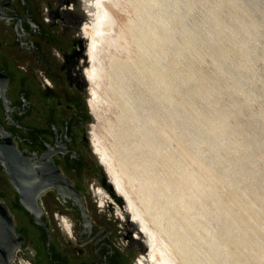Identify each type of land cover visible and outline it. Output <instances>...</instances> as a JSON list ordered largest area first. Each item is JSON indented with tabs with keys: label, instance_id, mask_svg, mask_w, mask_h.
<instances>
[{
	"label": "rangeland",
	"instance_id": "1",
	"mask_svg": "<svg viewBox=\"0 0 264 264\" xmlns=\"http://www.w3.org/2000/svg\"><path fill=\"white\" fill-rule=\"evenodd\" d=\"M167 1L111 0L107 3L110 5H106V7L115 20L114 28L116 32L122 34L121 41L119 40L116 48H111L110 51L105 50L99 57L102 60H99L101 65L103 64V76H101L100 81L102 82H100L98 90L100 97L98 111L96 115H93L92 132L94 130L93 133L99 140V147L103 148L111 157L112 166L124 179L122 182L125 190L127 189L126 192L128 191L129 199H132L143 210L148 209L150 212L158 211L159 206L165 208L166 205L168 214L175 217L176 223L185 232L183 236L187 246L191 247L192 239L190 238H195L201 243V249L205 253L208 246H218V249L222 247V250L220 249L222 255L227 256L226 258L232 264H263L264 0H230V2L226 0H204V2L203 0H199L200 2L185 0L187 3L185 6L180 4L181 0ZM173 1H175L174 3L178 1L179 4L178 2L174 4ZM201 3L202 5H200ZM167 14H171L174 19L168 20L169 25L166 23V37L161 23L166 21ZM211 18L215 19L218 25L214 29H211L210 26ZM152 19L153 21L157 19L158 22L153 23ZM146 23L151 24L152 29L155 28L153 29L154 36L148 35L146 32L144 27ZM194 24L196 25L194 26ZM182 25L188 33L180 35L177 31ZM85 27L91 29L90 25ZM192 31L196 33L194 34ZM206 37L209 38V41ZM146 45L150 47L149 51L145 49ZM107 51L110 53L108 54ZM218 57L220 58L218 59ZM217 63H220L219 66ZM198 85L202 87H198ZM212 90L214 91L212 92ZM199 92L200 94H198ZM187 102L188 104H186ZM168 109L169 113L166 115ZM169 114L172 116L171 118ZM161 117L164 119L161 120ZM221 118H225L224 123ZM215 120L216 122H214ZM179 122L182 123L179 124ZM200 123L202 124L200 125ZM255 123L257 124L255 125ZM203 125L207 129H204ZM208 129L211 133L208 132ZM208 135H215L218 141H222L218 150L211 149L212 145L206 141ZM249 152L250 155H248ZM241 153L244 155L241 161L244 170L241 168L237 174L232 163L239 155L241 156ZM191 156L196 161H193ZM251 171L256 177L251 175ZM223 175H229L230 178L225 180L222 178ZM255 178L258 180L256 181ZM232 180H235L236 183ZM216 185L219 187L217 188ZM243 193L244 196H242ZM168 194L173 196L175 201L171 205L167 203L169 202L166 197ZM217 196L218 198H216ZM201 206L203 209L199 211ZM244 210L245 212H243ZM226 211L229 213L227 214ZM222 212L226 213H224L225 218L231 215V218L235 217V220L233 219V234L224 233ZM164 216L162 217V213L157 215L165 233H171L173 235L171 237L177 238L174 230H168L167 218ZM132 218L134 219V217ZM204 219L208 221L205 222ZM262 220L263 222H260ZM235 235L240 238H235ZM245 239L248 241L244 243ZM258 248L261 249V252L256 250ZM175 254L180 262V253L176 252Z\"/></svg>",
	"mask_w": 264,
	"mask_h": 264
},
{
	"label": "water",
	"instance_id": "2",
	"mask_svg": "<svg viewBox=\"0 0 264 264\" xmlns=\"http://www.w3.org/2000/svg\"><path fill=\"white\" fill-rule=\"evenodd\" d=\"M88 1L0 0V264L17 256L31 264H134L147 250L129 220V197L83 139L82 125L93 120L74 33Z\"/></svg>",
	"mask_w": 264,
	"mask_h": 264
},
{
	"label": "bare ground",
	"instance_id": "3",
	"mask_svg": "<svg viewBox=\"0 0 264 264\" xmlns=\"http://www.w3.org/2000/svg\"><path fill=\"white\" fill-rule=\"evenodd\" d=\"M111 0H95V11H96V21H95V24H93V26L91 27V29H88V28H84L85 29V31H87L86 33H88L89 34V55H90V59H91V67H90V71H89V73H88V78H89V82H90V86H91V94H92V98H91V100H90V102H89V104H90V109H91V112H92V114L93 115H96L97 114V111H98V105H99V100H100V97H99V95H98V90H99V87H100V82H102V81H100L102 78H101V76H103L102 75V73H103V67H102V65H101V63H100V61L99 60H101V58L99 59V57H100V55H101V53H103L105 50H109V49H111V48H113L114 49V47L118 44V42H119V40H120V37H121V34H120V32H116V29L114 28V26H115V20H114V18H113V16H112V14L110 13V11L107 9V7H106V5H108L107 3H109ZM165 1H167V0H165ZM169 1V0H168ZM167 1V2H168ZM187 1V0H186ZM197 1H199V0H197ZM226 1H229L230 2V0H226ZM238 1V0H237ZM155 2V1H154ZM166 2V3H167ZM175 1H173V3H174ZM178 1H176V3H177ZM196 2V1H195ZM200 2V1H199ZM203 2H204V0H203ZM228 2V3H229ZM236 2V1H235ZM257 2V1H256ZM165 3V4H166ZM170 3V2H169ZM172 3V2H171ZM176 3H174V4H176ZM193 3V2H192ZM192 3H191V5H192ZM223 3H224V1H223ZM237 3V2H236ZM114 4V3H113ZM112 4V5H113ZM173 4V5H174ZM178 4H179V2H178ZM180 4H183V6H185V5H187V3L185 2V0H181V3ZM217 4H218V1H217ZM220 4V3H219ZM250 4V3H249ZM258 4V3H257ZM110 5V4H109ZM108 5V6H109ZM200 5H202V3L200 4ZM222 5V4H221ZM229 5V4H228ZM232 5H235V4H233L232 3ZM238 5V4H237ZM248 5V4H247ZM181 6V5H180ZM195 6V5H194ZM224 6V5H223ZM229 6H231V5H229ZM196 7V6H195ZM220 7V6H219ZM248 7H249V5H248ZM164 8V7H163ZM176 8V7H175ZM177 8H178V6H177ZM193 8V7H192ZM213 8V7H212ZM235 8V7H234ZM257 8V7H256ZM166 9V8H165ZM172 9V8H171ZM173 9H174V7H173ZM181 9V8H180ZM217 9V8H216ZM220 9V8H219ZM229 9V8H228ZM231 9V8H230ZM251 9V8H250ZM210 10H212V9H210ZM210 10H209V12H210ZM215 10V9H214ZM221 10V9H220ZM95 11H94V14H95ZM172 11V10H171ZM175 11V10H174ZM179 11H181V10H179ZM179 11H177V12H179ZM192 11V10H191ZM147 12V11H146ZM163 13V12H162ZM161 13V14H162ZM176 13V12H175ZM190 13V12H189ZM207 13H208V11H207ZM214 13V12H213ZM219 13V12H218ZM174 14V13H173ZM220 14V13H219ZM168 16L167 17H165V20L166 21H164L163 23H161V25H162V30H163V32H164V35H166V37H167V27H166V23L169 25V22H168V20H171V19H174L173 18V16H171V14H167ZM181 15V14H180ZM189 15H191V14H189ZM174 16H175V14H174ZM216 16V15H215ZM146 17H149L148 15H146ZM158 17H159V14H158ZM179 17V16H178ZM264 17V16H263ZM189 18V17H188ZM208 18V17H207ZM216 18H217V16H216ZM158 19V18H157ZM157 19H154V21H153V19H152V21H153V23H157L158 21H157ZM178 19V18H177ZM181 20V19H180ZM210 20V19H209ZM149 21V20H148ZM219 21V20H218ZM159 22H160V20H159ZM171 23H174V22H171ZM179 23H180V21H179ZM158 24H160V23H158ZM222 24H223V22H222ZM189 25V24H188ZM196 24H194V26H195ZM200 25V24H199ZM210 26H211V29H214L215 27H217L218 25L216 24V21H215V19H213V18H211V21H210ZM144 27H145V29H146V32L148 33V35H152V36H154L153 35V29H155V28H153L152 29V27H151V24H145L144 25ZM165 27H166V29H165ZM222 27V26H221ZM171 28V27H170ZM191 28V27H190ZM193 28V27H192ZM115 29V30H114ZM189 29V28H188ZM201 29H203V28H201ZM175 30V29H174ZM173 30V31H174ZM187 29H185V27H183V25L178 29V31L177 32H179L178 34H184L185 32H187L186 31ZM192 30H197V29H192ZM230 30V29H229ZM191 31V30H190ZM195 31H192V32H194V34L196 33ZM230 32V31H229ZM188 33V32H187ZM216 33V32H215ZM214 33V34H215ZM177 34V35H178ZM186 34V33H185ZM206 34H208V33H206ZM205 34V35H206ZM188 35V34H187ZM192 35V34H191ZM190 35V36H191ZM199 35V34H198ZM203 35V34H202ZM209 35V34H208ZM211 36V35H210ZM180 37V36H179ZM216 37V36H215ZM123 38V37H122ZM185 38V37H184ZM207 38V40L209 39L208 37H206ZM237 38V37H236ZM235 38V39H236ZM169 39V38H168ZM217 39V38H216ZM186 40H188V39H186ZM211 40V39H210ZM121 41V40H120ZM173 41V40H172ZM176 41V40H175ZM209 41V40H208ZM217 41H218V39H217ZM232 42H235V41H232ZM237 42V41H236ZM172 43V42H171ZM194 44V43H193ZM192 46V45H191ZM190 46V47H191ZM202 46V45H201ZM183 47V46H182ZM186 47V46H185ZM193 47V46H192ZM196 47H197V44H196ZM116 48V47H115ZM120 48V47H119ZM189 48V47H188ZM187 48V49H188ZM201 48V47H200ZM147 51H149L150 50V47L148 46V45H146V48H145ZM181 49V48H180ZM207 49V48H206ZM211 49V48H210ZM209 49V50H210ZM232 49H234V48H232ZM112 50V49H111ZM110 51V50H109ZM181 51H182V49H181ZM192 51H194V50H192ZM212 51V50H211ZM225 51V50H224ZM108 52V51H107ZM208 52V51H207ZM214 52H215V50H214ZM220 52V51H219ZM227 52V51H226ZM110 52H108V54H109ZM175 53V52H174ZM225 53V52H224ZM240 53V52H239ZM105 54H107L106 52H105ZM186 54V53H185ZM217 54V53H216ZM223 54V53H222ZM236 54H238V53H236ZM145 55V54H144ZM179 55V54H178ZM224 55V54H223ZM226 55V54H225ZM157 56V55H156ZM230 56V55H229ZM159 57V56H158ZM211 57H212V54H211ZM227 57V56H226ZM157 58V57H156ZM156 58H154V59H156ZM161 58V57H160ZM220 57H218V59H219ZM223 58H224V56H223ZM222 58V59H223ZM102 59H103V57H102ZM221 60V59H220ZM102 61V60H101ZM222 61H224V60H222ZM221 61V62H222ZM215 62V61H214ZM218 62V61H217ZM220 62V63H221ZM219 63V64H220ZM216 64V63H215ZM218 64V63H217ZM219 64L217 65V66H219ZM221 64H223V63H221ZM144 67V66H143ZM156 67V66H155ZM169 68V67H168ZM141 70H142V68H140ZM217 70V69H216ZM139 71V70H138ZM158 71V70H157ZM170 71V70H169ZM141 72V71H140ZM145 72V71H144ZM169 73V72H168ZM167 73V74H168ZM217 73H218V71H217ZM220 73V72H219ZM172 74H173V72H172ZM172 77H173V75H172ZM193 77V76H192ZM229 77V76H228ZM174 78H175V76H174ZM188 79H190L189 77H188ZM195 79V78H194ZM222 79V78H221ZM229 81V80H228ZM168 82V81H167ZM174 82V81H173ZM179 82V81H178ZM187 82V81H186ZM200 82V81H199ZM219 82V81H218ZM217 82V83H218ZM177 83V82H176ZM184 83V82H183ZM168 84V83H167ZM166 84V85H167ZM202 84V83H201ZM219 84V83H218ZM220 84H221V82H220ZM172 85H174L173 83H172ZM177 85V84H176ZM224 85V84H223ZM158 87V86H157ZM170 87V86H169ZM168 87V88H169ZM177 87V86H176ZM179 87V86H178ZM184 87H185V85H184ZM198 87H202V86H199L198 85ZM197 87V88H198ZM240 87V86H239ZM238 87V88H239ZM242 87V86H241ZM181 88V87H180ZM243 88V87H242ZM174 89V88H173ZM184 89V88H183ZM182 89V90H183ZM214 89V88H213ZM222 89V88H221ZM176 90V89H175ZM174 90V91H175ZM181 90V89H180ZM185 90V89H184ZM187 90V89H186ZM197 90V89H196ZM214 90H216V89H214ZM214 90H212V92L214 91ZM163 91V90H162ZM162 91H161V93H162ZM173 91V90H172ZM205 91V90H204ZM217 91V90H216ZM226 91V90H225ZM164 92H166V91H164ZM186 93V92H185ZM193 93H195V92H193ZM221 93H223V92H221ZM159 94V93H158ZM198 94H200V92L198 93ZM214 94V93H213ZM169 95H171V94H169ZM154 96V95H153ZM165 96V95H164ZM167 96V95H166ZM183 96H184V94H183ZM188 96V95H187ZM194 96V95H193ZM157 98V97H156ZM170 98V97H169ZM186 98V97H185ZM189 98V97H188ZM164 99V98H163ZM190 99V98H189ZM208 99V98H207ZM210 99V98H209ZM166 100V99H165ZM165 100H164V102H165ZM169 100V99H168ZM186 100V99H185ZM157 101V100H156ZM162 101V100H161ZM187 101V100H186ZM188 102H190V101H188ZM188 102L186 103V104H188ZM190 103H193V102H190ZM197 103V102H196ZM101 104V103H100ZM163 104V103H162ZM166 104V103H165ZM185 104V105H186ZM173 105V104H172ZM184 105V104H183ZM190 105H192V104H190ZM141 106V105H140ZM182 106V105H181ZM142 107V106H141ZM144 107V106H143ZM190 107V106H189ZM239 107V106H238ZM170 108V107H169ZM190 108H192V107H190ZM173 110V109H172ZM194 110V109H193ZM174 112V111H173ZM185 112H186V110H185ZM206 112V111H205ZM167 113H169V109H168V111H166V115H167ZM175 113H177V112H175ZM174 113V114H175ZM180 113V112H179ZM187 113H189L188 111H187ZM194 113V112H193ZM196 113V112H195ZM200 113H202L201 111H200ZM181 114V113H180ZM185 114V113H184ZM208 114V113H207ZM217 114V113H216ZM222 114V113H221ZM221 114H219V115H221ZM170 115V114H169ZM178 115V114H177ZM192 115H194V114H192ZM191 115V116H192ZM218 115V116H219ZM155 116H156V114H155ZM179 116V115H178ZM178 116H176V117H178ZM188 116V115H187ZM95 117V116H94ZM172 116L170 115V118H171ZM175 117V116H174ZM192 117H195V116H192ZM222 117V116H221ZM97 118V117H96ZM207 118V117H206ZM215 118H216V116H215ZM214 118V119H215ZM226 118V117H225ZM224 118V119H225ZM162 119H164L163 117H161V120ZM174 119V118H173ZM172 119V120H173ZM200 119V118H199ZM211 119H213V118H211ZM220 119V118H219ZM224 119L223 118H221V121H223V123H224ZM227 119V118H226ZM218 120V119H217ZM167 121H168V119H167ZM171 121V120H170ZM169 121V122H170ZM179 121V120H178ZM181 121V120H180ZM184 121V120H183ZM206 121V120H205ZM219 121V120H218ZM153 122V121H152ZM151 122V124H153ZM156 122V121H155ZM199 122H201V121H199ZM214 122H216V120L214 121ZM156 123H158V122H156ZM180 123H182V122H179V124ZM205 123V122H204ZM213 123V122H212ZM219 123V122H218ZM202 123H200V125H201ZM229 124H230V122H229ZM257 123H255V125H256ZM187 125H188V123H187ZM192 125V124H191ZM206 125V124H205ZM205 125H203L205 128L204 129H207L206 128V126ZM210 125H211V123H210ZM215 125V124H214ZM213 125V126H214ZM226 125V124H225ZM224 125V126H225ZM148 126V125H147ZM170 126H171V124H170ZM190 126V125H189ZM216 126V125H215ZM215 126H214V128H215ZM209 127V126H208ZM227 127V126H226ZM199 128V127H198ZM211 128V127H210ZM180 129V128H179ZM185 130H186V128H184ZM190 129V128H189ZM193 129V128H192ZM192 129H191V131H192ZM200 129H202V128H200ZM232 129V128H231ZM244 129V128H243ZM146 130H147V128H146ZM172 130V129H171ZM245 130V129H244ZM180 131V130H179ZM214 131V130H213ZM232 131V130H231ZM238 131V130H237ZM93 132H94V130H93ZM92 132V133H93ZM208 132H209V129H208ZM233 132V131H232ZM239 132V131H238ZM259 132V131H258ZM209 133H211V131L209 132ZM248 133V132H247ZM148 134H149V132H148ZM181 134V133H180ZM235 134V133H234ZM243 134H245L244 132H243ZM256 134V133H255ZM260 135H261V133H259ZM182 135V134H181ZM193 135V134H192ZM93 138H94V147H95V149H96V151H98V156H99V159H100V163H102V164H104L105 165V167L107 168V172H109V174H110V176H111V181H112V183L114 184V187H115V189L118 191V190H122V191H124V192H126V190H125V188H124V185H123V182H122V179L123 178H121V176H120V174H119V172L116 170V169H114V167L112 166V159H111V157L104 151V149L103 148H101V147H98L100 144L98 143V139H97V135H95L94 133H93ZM179 136V135H178ZM197 136V135H196ZM236 136V135H235ZM249 136V135H248ZM247 136V137H248ZM181 137V136H180ZM195 137V136H194ZM221 137H223L222 135H221ZM246 137V136H245ZM229 138V137H228ZM236 138V137H235ZM235 138H234V140H235ZM242 138H243V136H242ZM242 138H241V140H242ZM259 138V137H258ZM263 138H264V136H263ZM195 139H196V137H195ZM219 139V138H218ZM233 139V138H232ZM253 139V138H252ZM255 139V138H254ZM262 139V138H261ZM190 140V139H189ZM237 140V139H236ZM240 140V139H239ZM238 140V141H239ZM197 141H199V140H197ZM206 141L208 142V143H210L211 145H212V148L211 149H214V151H216V150H218L219 148H220V145H221V140L220 141H218L217 139H216V136L215 135H212V136H207L206 137ZM257 141H258V139H257ZM256 141V142H257ZM264 141V140H263ZM236 142V141H235ZM234 142V143H235ZM255 143V142H254ZM261 143V142H260ZM102 144V143H101ZM191 144V143H190ZM195 144V143H194ZM199 145H200V143H198ZM259 144V143H258ZM96 145H98L97 147H96ZM205 145V144H204ZM223 145V144H222ZM250 146H251V144H250ZM198 147V146H197ZM200 147V146H199ZM240 147H242L241 145H240ZM257 147V146H256ZM232 148V147H231ZM252 148V147H251ZM106 149V148H105ZM223 150H224V148H222ZM236 149H238V148H236ZM240 149V148H239ZM252 149H254V148H252ZM107 150V149H106ZM162 150V149H161ZM197 150V149H196ZM257 150V149H256ZM261 150V149H260ZM259 150V151H260ZM163 151V150H162ZM221 151V150H220ZM240 151H242V150H240ZM244 151V150H243ZM242 151V152H243ZM250 151V150H249ZM198 152V151H197ZM210 152H211V150H210ZM254 152V151H253ZM192 153V152H191ZM217 153V152H216ZM238 153H239V150H238ZM198 154V153H197ZM200 154V153H199ZM191 155V154H190ZM248 155H250V152H249V154ZM237 156V155H236ZM243 156L244 155H242V153H241V156L239 155V157L236 159V160H234L233 161V163H232V167L235 169V171H237V174L240 172L239 170H241V168H242V159H243ZM251 156H252V154H251ZM255 156V155H254ZM192 157V156H191ZM197 158H198V156H197ZM246 158V157H245ZM192 159H193V161H196L193 157H192ZM192 161V160H191ZM200 161V160H199ZM248 161V160H247ZM256 161V160H255ZM112 162V163H111ZM174 163V162H173ZM250 163V162H249ZM196 164V163H195ZM247 164H248V162H247ZM250 165V164H249ZM248 165V167H250ZM244 166H246V165H244ZM198 168V167H197ZM177 169V168H176ZM233 169V170H234ZM243 169V168H242ZM184 170V169H183ZM244 170V169H243ZM254 170V169H253ZM243 172V171H242ZM264 172V171H263ZM181 173V172H180ZM183 173V172H182ZM251 173V175H253L254 177H256V175L254 174V172L253 171H251L250 172ZM185 174V173H184ZM183 174V175H184ZM245 174V173H244ZM222 175V174H221ZM243 175V174H242ZM249 175V174H248ZM185 176V175H184ZM250 176V175H249ZM183 177V176H182ZM186 177V176H185ZM262 177V176H261ZM222 178H224L225 180H227V179H229L230 178V176L229 175H223L222 176ZM179 179V178H178ZM248 179V178H247ZM262 179V178H261ZM124 180V179H123ZM183 180V179H182ZM197 180V179H196ZM207 180V179H206ZM255 180L257 181L258 180V178H255ZM185 181V180H184ZM212 181V180H211ZM229 181V180H228ZM231 181V180H230ZM233 182H235V180H232ZM248 181H249V179H248ZM192 182V181H191ZM196 182H198V181H196ZM210 183V182H209ZM236 183V182H235ZM239 183V182H238ZM243 183V182H242ZM250 183V182H249ZM190 184V183H189ZM213 184V183H212ZM215 184H217V183H215ZM220 184V183H219ZM230 184V183H229ZM262 184V183H261ZM161 185H163L162 184V182H161ZM184 185V184H183ZM191 185V184H190ZM194 185V184H193ZM206 185H208L207 183H206ZM211 185V184H210ZM214 185V184H213ZM228 185V184H227ZM241 185H243V184H241ZM248 185V184H247ZM250 185V184H249ZM188 186V185H187ZM217 186V185H216ZM175 187H177V186H175ZM189 187V186H188ZM206 187V186H205ZM211 187H213V186H211ZM219 186H217V188H218ZM228 187V186H227ZM240 187V186H239ZM246 187V186H245ZM244 187V188H245ZM146 188V187H145ZM185 188V187H184ZM224 188V187H223ZM251 188V187H250ZM164 189V188H163ZM173 189H174V187H173ZM192 189H195V188H192ZM212 189V188H211ZM211 189H209V190H211ZM216 189V188H215ZM185 190V189H184ZM206 190V189H205ZM220 190H221V188H220ZM230 190V189H229ZM249 190V189H248ZM253 190V189H252ZM257 190V189H256ZM164 191V190H163ZM176 191V190H175ZM182 191V190H181ZM212 191V190H211ZM222 191V190H221ZM231 191V190H230ZM250 191V190H249ZM258 191V190H257ZM128 192V191H127ZM126 192V194H127V196H129L128 195V193ZM177 192V191H176ZM212 192H214V191H212ZM248 192V191H247ZM146 193H148V192H146ZM153 193V192H152ZM157 193V192H156ZM227 193H229V192H227ZM240 193H242V192H240ZM246 193V192H245ZM172 194V193H171ZM178 194V193H177ZM182 194H184L183 192H182ZM186 194V193H185ZM208 194V196H209V193H207ZM215 194V193H214ZM213 194V195H214ZM246 194H248V193H246ZM245 194V195H246ZM154 195V194H153ZM213 195H212V197H213ZM252 195V194H251ZM264 195V194H263ZM184 196V195H183ZM207 196V195H206ZM242 196H244V193L242 194ZM248 196V195H247ZM253 196V195H252ZM149 197V196H148ZM156 197V196H155ZM158 197V196H157ZM163 197V196H162ZM161 197V198H162ZM166 197L169 199V202H167V203H170V205L172 204V203H174L175 201L173 200V196H171V195H166ZM175 197H176V194H175ZM179 197H181L180 195H179ZM210 197V196H209ZM219 197H220V195H219ZM246 197V196H245ZM129 198H130V196H129ZM150 198V197H149ZM160 198V197H159ZM216 198H218V196L216 197ZM247 198V197H246ZM252 198V197H251ZM181 199V198H180ZM179 199V200H180ZM190 199V198H189ZM228 199V198H227ZM130 200V203L128 204V207L131 209V212H132V214H133V216L132 217H134V219H138L139 220V224H140V228L144 231V225H143V221H145L146 222V224L148 225V229H149V236L147 237V242H148V244L151 246V248H150V252H149V254H148V258L150 259V263L151 264H232V262L230 263V260H228L225 256H223L222 255V252L220 251V249L222 248H220V249H218V246H211V247H207V251H206V253L204 252V251H202V249H201V243H199L197 240H195V238L193 239V238H190V239H192V245H191V247L190 246H187L186 244H185V237L183 236V234H185V232L183 231V229H181L180 228V226L176 223V220H175V217H173L172 215H170V214H168V211H167V208H166V205H165V208L164 207H162V206H159L158 208H159V210L158 211H156L155 210V212H150L148 209H145V210H143L137 203H135L132 199H129ZM176 200V199H175ZM177 200H178V198H177ZM176 200V201H177ZM220 200V199H219ZM235 200V199H234ZM238 200V199H237ZM208 201V200H207ZM207 201H206V203H207ZM232 201V200H231ZM188 202V201H187ZM197 202V201H196ZM212 202V201H211ZM233 202V201H232ZM231 202V203H232ZM245 202V201H244ZM251 202V201H250ZM158 203V202H157ZM218 203V202H217ZM237 203V202H236ZM154 204V203H153ZM162 204V203H161ZM177 204V203H176ZM176 204H175V206H176ZM180 204H181V202H180ZM184 204V203H183ZM185 204H186V202H185ZM209 204V203H208ZM152 205V204H151ZM201 205V204H200ZM204 205V204H203ZM216 205H218V204H216ZM226 205V204H225ZM248 205V204H247ZM246 205V206H247ZM145 206H148V205H145ZM219 206V205H218ZM218 206H216L217 208H218ZM245 206V207H246ZM253 206H254V204H253ZM170 207H172V206H170ZM180 207V206H179ZM189 207H190V205H189ZM192 207V206H191ZM206 207V206H205ZM240 207V206H239ZM248 207V206H247ZM246 207V208H247ZM255 207V206H254ZM148 208V207H147ZM207 208V207H206ZM249 208V207H248ZM256 208V207H255ZM179 210H181L180 208H178ZM182 209H184V208H182ZM200 209H203V207L201 206V208H199V211H200ZM222 209V208H221ZM210 210V209H209ZM243 210V209H242ZM246 210V209H245ZM245 210L243 211V212H245ZM192 211V210H191ZM213 211H215V210H213ZM223 211V210H222ZM232 211V210H231ZM167 212V213H166ZM178 212V211H177ZM207 212H209L208 211V209H207ZM211 212V211H210ZM234 212H235V210H234ZM162 213V217L164 216L163 214H165L166 216H164V217H166L167 219V225H168V230H174V232L177 234L176 236H177V238H175V237H171V236H173V235H171V233L169 234V233H165V231H164V229H163V227H162V222H161V220L160 219H158V217H157V215H159V214H161ZM181 213V212H180ZM192 213V212H191ZM224 213L225 212H222L221 213V216H224ZM226 213H227V211H226ZM225 213V214H226ZM229 213V212H228ZM227 213V214H228ZM254 213V212H253ZM200 214V216H201V212L199 213ZM198 214V215H199ZM211 214V213H210ZM231 214V213H230ZM235 214V213H234ZM208 215V214H207ZM261 215V214H260ZM181 216H183V215H181ZM209 216V215H208ZM252 216V215H251ZM264 216V215H263ZM211 217V216H210ZM232 217V215L231 216H229V217H227V218H225V216H224V224H223V228H224V233H228V234H233V232H234V229H233V223H234V218H231ZM148 218H149V220H150V222H149V220H148ZM213 218V217H212ZM215 218V217H214ZM253 218H254V216H253ZM196 219H199V218H196ZM218 219H220V218H218ZM234 219V220H233ZM261 219H263V218H261ZM206 219H204V221H205ZM208 221V220H207ZM207 221H205V222H207ZM223 221V220H222ZM249 221V220H248ZM251 221V220H250ZM260 222H263V220L262 221H260ZM259 222V223H260ZM149 223H150V225H149ZM152 223V224H151ZM182 223V222H181ZM192 223V222H191ZM202 223V222H201ZM255 223V222H254ZM258 223V224H259ZM193 224V223H192ZM200 225H202V224H200ZM204 226H205V224H204ZM243 226V225H242ZM198 227H199V225H198ZM202 228V227H201ZM204 228V227H203ZM167 229V228H166ZM165 229V230H166ZM235 229H236V227H235ZM240 229V228H239ZM185 230V229H184ZM207 230V229H206ZM240 231V230H239ZM194 233V232H193ZM223 233V232H222ZM245 233V232H244ZM253 233V232H252ZM260 233V232H259ZM208 234V233H207ZM247 234V233H246ZM251 234V233H250ZM252 235V234H251ZM257 235V234H256ZM180 238H179V237ZM194 236V235H193ZM231 236V235H230ZM248 237H250V236H248ZM226 238V237H225ZM228 238H229V236H228ZM235 238H240L239 236H237V235H235ZM246 238H247V235H246ZM259 238H260V236H259ZM264 238V237H263ZM151 240V242H150V240ZM214 239V238H213ZM230 239V238H229ZM228 239V240H229ZM257 239V238H256ZM233 240V239H232ZM262 240V239H261ZM260 240V241H261ZM208 241H210V240H208ZM246 241H248L247 239H245V241H244V243L246 242ZM187 242H189V241H187ZM190 242V243H191ZM230 242V241H229ZM228 242V244H230ZM233 242V241H232ZM252 242V241H251ZM256 242V241H255ZM206 243V242H205ZM242 243V242H241ZM249 243V242H248ZM228 244H227V246H228ZM247 244V243H246ZM252 244V243H251ZM263 244V243H262ZM232 245H234V244H232ZM260 245V244H259ZM206 246V245H205ZM242 246H244V245H242ZM247 246V245H246ZM258 246V245H257ZM249 247V246H248ZM247 247V248H248ZM263 247V246H262ZM205 248V247H204ZM203 248V249H204ZM233 248V247H232ZM261 248V247H260ZM249 249V248H248ZM222 250V249H221ZM239 250V249H238ZM245 250V249H244ZM247 250V249H246ZM256 250H259V248L258 249H256ZM231 251V250H230ZM235 251H237V250H235ZM249 251V250H248ZM252 251H254V250H252ZM260 252H261V249L259 250ZM180 253V262H179V260H178V258L176 257V254L175 253ZM240 252V251H239ZM242 252V251H241ZM258 252V251H257ZM259 252V253H260ZM243 253V252H242ZM236 254V253H235ZM234 254V255H235ZM253 254H255V253H253ZM252 255V254H251ZM250 255V256H251ZM231 256V255H230ZM232 256H233V254H232ZM238 256H239V254H238ZM237 256V257H238ZM247 256V255H246ZM254 256H256V255H254ZM235 257V256H234ZM237 257H235V258H237ZM240 257V256H239ZM252 257V256H251ZM234 258V259H235ZM245 259L247 260V258L245 257ZM248 259H250V258H248ZM253 259V258H252ZM243 260V259H242ZM262 260V259H261ZM149 261V260H148ZM241 261V260H240ZM244 261V260H243ZM248 261V260H247ZM251 261V260H250ZM249 261V262H250ZM258 261V260H257ZM235 262V261H234ZM236 263V262H235ZM254 263V262H253ZM257 263V262H256ZM237 264V263H236ZM248 264V263H247ZM255 264V263H254ZM264 264V263H263Z\"/></svg>",
	"mask_w": 264,
	"mask_h": 264
},
{
	"label": "flooded vegetation",
	"instance_id": "4",
	"mask_svg": "<svg viewBox=\"0 0 264 264\" xmlns=\"http://www.w3.org/2000/svg\"><path fill=\"white\" fill-rule=\"evenodd\" d=\"M95 9H96L95 8V0H89L83 21L74 33L75 55H76L77 64H78V68H79V72H80V77H81V81H82V85H83V89H84V93H85L84 102L86 105L87 112L90 115V117L92 118V120H94V119H93V114L91 112L90 104H89V102L92 98V94H91V86H90L89 78L87 76L89 71H90V67H91V59H90V55H89V34L86 33L87 31H85L84 28H85V26H88V25H90L92 27L93 24H95V21H96ZM94 11H95V14H94ZM92 122H86L82 125V134H83L85 146L87 148L88 154H89L90 158L92 159V161L96 164V166L99 168V170L105 175V177L108 179V181L114 187L111 179L109 178L106 170L104 169V164L100 163L101 161H100L99 156H98V151H96V149L94 147V138L92 136L93 135V133H92ZM97 146L98 145H96V147ZM114 189H115V187H114ZM117 193H118V191H117ZM122 199L126 204L129 220L138 229V231L143 235V237L146 241V245H147L146 252L140 256L135 257L133 262H134V264H148L150 262V259L148 258L150 245L147 242V238L144 236V231L140 228L139 220L132 218V212H131V209L128 207L127 201L123 197H122ZM58 220H59L61 228H62L65 236L67 237L68 241L71 244L75 243L76 239H75L72 227H71L69 221L67 220V218L63 214H58ZM150 242H151V240H150ZM15 263L16 264H31L27 259H25L22 256L15 257Z\"/></svg>",
	"mask_w": 264,
	"mask_h": 264
}]
</instances>
